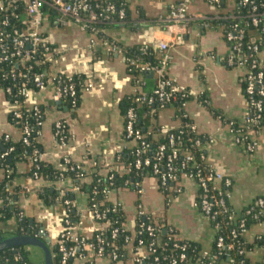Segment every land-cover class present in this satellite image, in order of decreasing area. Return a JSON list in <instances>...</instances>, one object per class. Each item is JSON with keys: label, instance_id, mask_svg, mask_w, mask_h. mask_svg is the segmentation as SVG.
<instances>
[{"label": "crops", "instance_id": "0c3cea01", "mask_svg": "<svg viewBox=\"0 0 264 264\" xmlns=\"http://www.w3.org/2000/svg\"><path fill=\"white\" fill-rule=\"evenodd\" d=\"M178 1L128 0V26L110 24L101 30L116 42L131 46L138 43L140 36ZM231 10L232 0H226V4L220 7L204 0L186 1L189 16L201 14L215 20L210 27L203 26L194 19L188 23L181 44L171 50L168 76L175 84L187 88L193 94L192 99L182 107L184 114L195 125L198 136L205 140V163L213 171L231 180L228 203L238 215L255 197L264 195V125L242 129L246 140L254 144L252 151H245L243 144L234 143L233 132L228 123L213 114L219 113L238 124L248 115V105L243 93L244 68L229 66L225 60L229 53L222 35L225 20H220L219 17L230 14ZM151 30V38L163 37L161 30L154 26ZM42 33L54 49L53 59L49 63L50 70L83 73L92 81V87L83 91L76 109H68L62 101L53 100L52 85L29 97L30 103L41 105L43 109L44 117L37 137L42 149L41 157L51 164L63 157H69L75 163L95 161L101 165L100 173L104 174L108 166L115 164L119 153L131 150L134 146L133 141L126 139L123 134L120 102L140 89L142 92L150 91L154 85V75L148 73L145 75L146 80L140 79L143 84L139 89L127 72L122 55L103 49H98L97 55L90 52L87 49L88 33L71 23L55 26L46 21L43 23ZM200 94L206 95L208 106L198 102L196 97ZM9 109V103L0 93V135L8 134L11 141H17L20 139V131L9 122ZM56 121H63L67 127L68 137L64 144L59 143L54 136L53 125ZM149 123L165 130H175L182 126V118L178 115L177 106L171 103L159 108L155 116L149 119ZM84 165L88 168L86 163ZM26 170V163H16L12 186L22 190L27 177ZM1 177L0 169V179ZM46 184V181L38 180L31 186ZM54 187L68 189L71 182L65 178L56 182ZM175 187L179 191L168 194L165 200L156 179L146 176L140 180L138 190L133 187L123 188L111 194V198L121 203L126 216L125 227L129 231L133 230L136 208L140 206L153 219L163 220L172 227L179 239L196 243L200 249L210 250L214 232L208 219L194 204L197 193L195 182L181 175ZM73 192L78 221L81 220L77 221L79 224L76 231L82 236H89L94 223L87 213L86 195L79 191ZM17 201L29 218V224L46 228L49 235L58 229L62 218L60 205H45L34 193L25 195L20 190ZM262 234L264 222L251 225L243 236L247 243H251ZM55 237L51 238L52 242ZM30 252L34 258L38 257L35 251ZM246 256L250 264L262 262L264 247L253 246L246 252ZM70 263L85 264V261L77 257ZM93 263L107 264L104 259H94Z\"/></svg>", "mask_w": 264, "mask_h": 264}, {"label": "built area", "instance_id": "2783aa9c", "mask_svg": "<svg viewBox=\"0 0 264 264\" xmlns=\"http://www.w3.org/2000/svg\"><path fill=\"white\" fill-rule=\"evenodd\" d=\"M127 2L128 0H124ZM186 1L179 0L177 3L172 4L167 12L159 17L155 23L154 28L161 30L163 33L162 38H151L152 27L147 29L139 39L138 44L141 45V52L146 54L149 50L153 52L155 62H140L138 58H129L128 64L138 68L140 73H151L154 75V89L151 94H144L140 85L143 82L138 78L137 84L140 89L134 94V100L138 103L146 102L151 104L154 101L167 102L173 99L174 96L179 95L181 98L186 96H193L190 90L175 84L172 79L169 78L168 72L171 61V50L180 45L183 36L186 33L187 25L191 20L200 21L203 26L210 27L214 22V18L205 17L201 14H194L189 16L186 11ZM205 2H208L204 0ZM221 0H211V5L218 4ZM226 1V0H225ZM236 1L237 11L231 10L230 14L219 17L227 21L224 24L223 40L228 45L229 53L226 57V64L229 66L238 65L244 68L242 76L243 81V93L248 105V115L239 124L242 129L245 127L256 126L259 123L261 114L264 111V0H232V7ZM48 5L55 12L53 17V23L57 26H65L69 23L77 26L81 31L88 33L87 49L93 52L94 49H103L107 52L122 55L121 49L113 42L99 35V30L92 25L96 23H104L108 21V15L115 13L117 21H121L125 17V11L123 8H116L113 3L107 2L103 5V11L96 12L95 7L90 0H25V13L27 16V25L25 31L22 33L17 29H13L11 33L0 32V62L11 61L12 59H19L21 63L31 59L32 55L43 53V61L50 63L53 59L54 49L48 45V39L43 36L42 27L46 22V13L43 11V6ZM248 8L247 13H240V8ZM233 9V8H232ZM0 10L2 7L0 6ZM4 10V9H3ZM246 18L245 24L238 22H230L228 20H240ZM108 19V20H107ZM6 21H0V25H5ZM247 26L257 27L260 32V40L255 41L251 39V44L244 42L245 28ZM101 31V30H100ZM5 38H9V45L11 49L8 50L4 42ZM77 72H61L51 71L48 67L39 72H34L30 76L25 74H19L21 77H26L30 80L38 91L44 90L48 85H52L53 95L52 98L55 101H62L66 99H74L75 97V84L72 81L73 74ZM92 81L89 79L84 80L80 85V90L86 91L91 89ZM0 93L9 94L10 89H0ZM17 94L23 97V102L20 103L17 100L8 102L13 117V125L16 126L18 120L21 119L22 110H31L36 114L38 111L35 106H30L29 102L30 91L24 87L18 89ZM185 102L182 103L184 106ZM184 116H186L184 114ZM137 115L133 108H128L123 115V134L124 137L130 141H133L134 146L132 148L134 153L133 166L137 169L150 168L152 175L158 178L159 184L163 186L168 181H173L176 178L177 169L183 167L184 163H190L191 166L196 164L194 156L190 151H179L174 147L175 138L172 134L167 137L166 143H160L153 155L150 157L146 155L149 147L146 141V135L140 133L135 129V122ZM61 121L54 123L55 132L59 143L64 144L65 138L63 136H57L61 132ZM20 138L24 143H28V136L30 135V129L27 124H22L20 128ZM184 131L188 133L186 141L189 143L192 149H196L201 153L200 159L205 166V171H196L195 174L185 175L192 179L197 190L200 192L199 204L195 206L199 211L208 219L210 217L213 207H223L225 200L221 197L222 193L227 195V192L221 191V186H230L231 180L222 176L220 173L213 171L209 165L205 163V155L203 153V144L205 140L197 137L195 125L191 122L184 125ZM233 132V131H232ZM39 134V133H38ZM234 143L243 144L245 151H252L254 144L247 141L243 134V131L233 132ZM4 139L10 140L8 134H4ZM209 141V140H208ZM36 151H33V155ZM5 156L0 155V158ZM31 162L30 157H26ZM180 160V164H174V161ZM164 165V171H159V163ZM70 164L69 158L64 159L63 167L66 164ZM87 167L83 165V162L76 163L78 169L84 172H90L92 168L97 165V162L93 161L89 163L84 160ZM71 169V168H70ZM72 170V169H71ZM11 170L2 169V175L9 174ZM37 175L33 172V175L26 177L25 184L22 186L23 192H28L31 185L37 180ZM210 185V187H209ZM8 185L7 187L9 188ZM71 190L77 191V187L72 186ZM212 192H211V191ZM113 191V190H112ZM111 190H106V195H110ZM220 196V198H219ZM259 204L262 202L259 201ZM64 204H68L67 200H64ZM94 207V205H92ZM107 211H98L93 209L87 210L89 217L92 219L94 226L89 236H82L76 231V227L79 224L78 221L75 225H71L67 214L63 213L61 222V228L57 233L55 240L49 238L47 229L35 225L29 224L28 227H18L17 221L22 219L24 212L13 211L9 221H6L2 227L1 232L7 231L10 233H19V235H32L41 239H48V245L56 246L58 254V264H68L77 257L84 259L87 264H94V259H104L107 264H145L148 261L149 264H188L195 262L197 264H215V260L218 255H227L228 251L233 249L231 242L225 244L222 237L215 238L216 253H211L210 250L198 249L196 251L195 259L191 260L184 252L186 248V240L179 239L175 233H173L172 227L167 225L163 220H154L148 224H141L138 234H145L150 241L146 244L142 238H138L135 243H131V237L124 236L126 244L119 252L114 250L106 251L104 247V241L100 234L91 235L93 231H100L106 225V213ZM145 209L138 206L136 208L137 216L146 215ZM8 228H7V227ZM241 226V225H240ZM239 231L244 232L241 228ZM166 235V240L161 239V234ZM136 234V232H134ZM162 234V235H163ZM235 236V233H232ZM17 235V234H16ZM117 235V229H113L111 232V238ZM260 236V235H259ZM1 238V237H0ZM264 240V236L262 237ZM214 240V238H213ZM156 243V245H155ZM112 246V245H111ZM171 250H177L176 254H171ZM225 250L224 254L221 252ZM18 258V257H17ZM14 259H16L14 257ZM0 264H10L8 259H0ZM220 264H228L220 262ZM244 264V263H239Z\"/></svg>", "mask_w": 264, "mask_h": 264}, {"label": "trees", "instance_id": "16d2710c", "mask_svg": "<svg viewBox=\"0 0 264 264\" xmlns=\"http://www.w3.org/2000/svg\"><path fill=\"white\" fill-rule=\"evenodd\" d=\"M206 1H208V3L210 4H214L211 2V0ZM90 2L93 5H97V7H95L96 12L103 11V5L107 2L113 3L116 8H123V10L125 11V17L120 22L117 21L118 19L116 18L115 13H110L108 15V21H104V23H96L92 26L99 30V35L101 37L113 41L121 49L127 72L133 77V82L137 84V80L139 77L140 79H145V75L148 73H140L137 67L128 64V59L138 58L140 62H149L153 64L155 62L153 52L149 50L146 54H143L140 50V44L135 43L131 46L122 45L112 38L106 36L101 30L102 27L109 26L110 24L128 26V17L126 15L128 1L90 0ZM224 4H226V1L221 0L214 6L220 7ZM0 6L2 7V10H0V21H6L5 25H0V32L11 33L13 29H17L21 33L25 31L27 25V16L24 10L25 0H0ZM237 7L238 6L236 5L235 1L232 10L237 11ZM239 8L240 13H247L248 11V8ZM43 11L46 13V21L50 25H55L53 23V17L55 14L53 9L48 5H44ZM235 21L240 24H245L246 18L240 20L230 19L228 20V23ZM225 23H227V21H225L224 24ZM251 39H254L256 42L259 41L260 32L257 27L247 26L245 28L244 42L246 44H251ZM4 42L7 46V49L10 50L11 46L9 45V38H5ZM48 42V45L52 50L53 45L49 40ZM262 45L264 46V41H262ZM98 51V49H94L92 53H95L97 55L99 53ZM43 59V53L37 52L36 54L32 55L31 59L23 63H21L19 59L0 62V89H10L9 94L4 93L3 95L6 101L12 102L13 100H17L18 102L22 103L23 97L17 94L18 89H20L21 87L28 89L30 91V96L38 91L30 80H27L26 77L19 76V74L30 76L34 72L44 70L49 63L48 61H43ZM86 79L87 78L83 73L77 72L73 74L72 81L74 82L76 89L75 97L72 100H62V103H64L68 109H76L78 107L81 100V95L83 93L79 88ZM154 86L155 85H153L150 91L145 90L143 93L148 95L151 94ZM196 98L198 102L205 106H208L206 95L200 94ZM190 99H192V96L181 98L179 95H176L173 99H170L167 102L161 103L158 101H154L151 104H148L146 102L138 103L134 100V95H129L122 99V101L120 102V110L122 115H124L125 111L128 108H133L137 115V120L134 127L140 133H144L146 135V141L149 145L146 155L151 157L156 147L160 143H166L168 135L172 134L175 138L174 147L179 151H190L194 156L196 162L194 166H191L188 162L184 163L183 167H179L177 169L176 178L173 181H168V183L164 184L163 186L159 184L158 178L152 175L150 168L137 169L133 166L135 157L132 149L126 152L119 153L117 155L118 157L116 156L115 164L110 167L108 166L104 174L100 173V164L95 165L90 172H84L83 170L78 169L76 163L73 162L69 157H63L55 164L44 161L41 157V145L37 142L38 133L44 117L42 106L36 103H31L30 106H35L38 111L36 114H34V112L31 110H25L23 108L21 119L18 120L16 127L20 128L22 124L28 125L30 129L28 143H24L21 138L17 141L6 140L4 139V134L0 135V155L5 153V156L0 158V169L2 170L3 168H5L11 170L9 174L2 175L0 179V237L3 238L16 234L19 235L18 232L10 233L7 231H1H3L2 227L5 225L4 223L10 220L13 211L23 210L22 206L17 201V193L19 192V190L20 192L22 190L19 189V187L12 186V178L15 174V165L17 162L22 161L27 165V170L25 173L27 177L33 175V172H35L38 178L36 181L43 180L47 182L46 185H42L39 187H35L33 185L30 187V190L28 192H22L25 193V195L34 193L35 196L45 205H60L62 208V215L63 213L67 214V218L69 219L71 225H75L79 220V215L74 204V192L71 190L72 186L77 187V191L86 195L87 210L91 211L93 209H97L98 211H107L105 213L106 225L100 231H93L91 234L92 236L95 234H100L101 238L104 241V247L107 252H110L112 250L119 252L120 250H122L123 246L126 244V241L124 240L125 235L131 237V243H135L138 238H142L147 244L150 239L144 233L141 235L138 234V230L140 229L139 225L148 224L152 221L153 218L150 216V214L137 216L135 212V224L133 230L129 231L125 227L126 216L122 209V205L120 202L114 201L111 198V194L123 188L133 187L135 190H138L140 180L148 176L156 179L160 191L166 197L168 196V194H174L176 191H179V189L175 186L179 181L181 175H193L196 173V171H205V166L200 159V155L202 152L196 149H192L189 143L186 141L188 133L184 131V125L188 124L191 121L186 116H184L182 103ZM171 103L177 106L178 115H180V117L182 118V126L175 130H165L157 125H151L149 123V119L155 116L157 110ZM213 114L222 119L223 122L228 123L234 133L242 130V128L239 127V124L235 121L225 119L221 114L216 112H213ZM7 116L9 122L13 123L14 120L11 112H8ZM61 124L63 127L61 128V132L57 136H63L66 140L68 137L67 127L63 121H61ZM262 125H264V111L260 116L258 125H256L255 127ZM53 132H55L54 125ZM197 137H200V139L203 140L202 136ZM33 151H36L35 155H33ZM26 157H30L31 162L27 160ZM65 158H69L70 164L68 163L65 167H63ZM175 163L179 165L180 160L178 159L174 161V164ZM119 166H121L122 168H120ZM159 166V171L163 172V163L160 162ZM65 178L69 179V181L71 182L70 188L61 189L54 187L56 182ZM8 185L11 186H9L8 188ZM228 187L229 186L224 187L223 185L220 188L222 192H227V195L224 193H222L221 195L223 200H225L223 207H213L211 215L210 217H208L209 224L214 232V240L212 241L210 251L213 254L217 252L214 246L215 238L222 237L225 244L229 242L233 244V249L228 251L227 255H218L215 260V264H220V262L228 264H239L241 262L244 264H250L246 256V252L253 246L264 247V240L262 239L264 234L257 236L253 240V242L247 243L244 240L243 233L251 225L264 222V195L255 197L251 203L244 206L240 210L239 214L236 215L228 203ZM106 190L113 191L110 195H106ZM199 198L200 192L197 190L194 199L196 204H199ZM64 200H67L68 204H64ZM165 200H167V197L165 198ZM259 201H261L262 203L259 204ZM92 205H94V207ZM17 225L18 227L22 226L26 230L29 225V218L24 214L23 218L17 221ZM115 228L117 229V235L111 238V232ZM241 228L244 229L243 233L239 231ZM172 230L173 233H175L173 228ZM134 232H136V234ZM233 232L235 233V236H233ZM161 239L162 241L166 240V235L161 234ZM48 247L51 252L52 264H58L59 257L57 254L56 246L50 244L48 245ZM34 249L37 248L33 246L12 247L4 251H0V259L6 258L8 259L10 264H37L34 263L35 258L31 255L30 252ZM198 249H200L198 244L187 241L184 252L188 258L193 260L195 259L196 251ZM176 252L177 250H171V254H176ZM221 252H223L224 254L225 250H222ZM14 257L16 259H14ZM70 262H68V264H71ZM145 264H149V262L145 261ZM255 264H264V261Z\"/></svg>", "mask_w": 264, "mask_h": 264}, {"label": "water", "instance_id": "95a60500", "mask_svg": "<svg viewBox=\"0 0 264 264\" xmlns=\"http://www.w3.org/2000/svg\"><path fill=\"white\" fill-rule=\"evenodd\" d=\"M61 228V222H59L58 229L49 235V238L56 236ZM163 234V232H162ZM48 239H41L32 235H11L0 238V251L16 247V246H33L39 249L43 257V264H52L51 252L48 247Z\"/></svg>", "mask_w": 264, "mask_h": 264}, {"label": "rangeland", "instance_id": "374dc122", "mask_svg": "<svg viewBox=\"0 0 264 264\" xmlns=\"http://www.w3.org/2000/svg\"><path fill=\"white\" fill-rule=\"evenodd\" d=\"M33 251H35L36 252V254L38 255V257H39V259H38V257L37 258H33L34 259V263H37V264H43V259H42V255H40L41 253H40V251H38V249H34Z\"/></svg>", "mask_w": 264, "mask_h": 264}]
</instances>
